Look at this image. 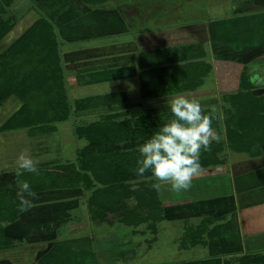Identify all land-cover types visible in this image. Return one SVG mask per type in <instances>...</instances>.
<instances>
[{"label": "crops", "instance_id": "crops-1", "mask_svg": "<svg viewBox=\"0 0 264 264\" xmlns=\"http://www.w3.org/2000/svg\"><path fill=\"white\" fill-rule=\"evenodd\" d=\"M7 1L5 3L0 1V4L4 3L5 12L19 16L12 28L1 39L14 34L15 41L43 13L54 24L58 35L64 40L63 44L66 47L62 44L61 48L68 49L65 51L66 60L63 68L70 102L95 94L90 92L72 98L68 92L69 88L74 91L80 85H102L105 81L121 82V79L128 80L131 83L130 87L137 86L140 92L138 97L141 98L144 94L142 73L144 68L152 63L149 59L153 51V48L143 51L142 41L153 38L155 42L161 44L163 40H166L165 36L169 37L170 33H176L178 36L179 31L189 26L190 29L201 27L204 39L202 36L196 39L197 42L194 38L188 43L204 44L211 54L212 82L209 84L211 88L208 87L206 90L210 92L214 90L215 96L236 93L241 87L244 69L250 81L256 84L257 91L264 89V0H240L242 2L238 11L219 17L209 16V13L200 14L202 10L199 12L195 9L194 19H190L191 22L183 25L175 24L174 27L170 25L173 28L165 23L168 20L165 18L167 12H163L164 17L161 13L167 5V3L164 4V0H146L144 14L140 11V3L137 0L96 2L13 0L11 3ZM238 4L239 1H237ZM152 6L157 7V10H154ZM26 9L28 10L25 14ZM105 12V17L110 21L114 18L112 22L120 23L121 20L126 30L105 33L102 30L105 29L106 24L105 17L104 19L102 17ZM202 16L204 17L202 21L195 20ZM26 19L31 20L32 24H28ZM189 28L188 30L193 33L194 29ZM125 32H132L130 38L125 36V39L119 38L109 43L102 39L103 42L92 44L94 39L110 35L118 36ZM128 43L131 47L126 49ZM106 46L114 47L117 51L101 56L99 52ZM8 47L9 45L5 46L0 53ZM76 51L84 52V54L74 57L68 55L69 52L76 53ZM145 54L151 57L144 60ZM115 91L123 92L128 97L127 90L118 88ZM107 92L109 91L104 93ZM19 102L17 108H19ZM75 118L77 114L73 113L68 119L55 123V129L49 132L34 133L35 131L32 130L30 133L27 128L0 131V183L15 190L20 202L18 191L22 182L27 181L32 192L35 193L34 197L29 198L32 206L23 207L17 218L8 221L3 227L5 235L11 238V243L16 246L0 250V264H12L13 255L18 256L20 262L26 264L22 260L21 253L22 248L27 246H29L28 254L33 260L31 264L33 262L34 264H127L128 261L138 260L149 263L147 261H150V256L164 259V262L167 261L165 263L170 262L168 258L170 249L166 247L169 244V225H102L103 219L93 218L89 206L90 190H85L82 185L42 186L40 180L37 181L38 174L18 169L16 159L22 151L27 150L34 160L39 161L37 165L39 174L43 173L48 182L55 180L52 177V170L55 167L65 168L63 165L68 166L76 161L77 150L86 142L76 135ZM67 120L73 123L70 127V133L72 131L70 141L74 143H71L70 156L66 154L69 147H66L65 141L61 139L62 133L58 127V123ZM238 163L242 164H237L242 169L235 172L237 175H234L230 167L226 171H217V174L214 173L211 177L207 175L208 177H199L194 181L199 186L204 182L212 183L216 190H210L209 194L207 192L199 194L196 191V197L192 196L193 212L202 214L204 212L202 210L205 209H202L201 204L204 203V198L209 197L213 199L212 204L215 206L212 208L220 212L219 215L222 216L221 219L209 223L206 244L201 246L202 249L198 252L201 258L206 256L222 258L226 255L264 249V152L251 156L247 160H239ZM208 171L214 172L215 169L211 168ZM261 194L262 196H259ZM178 197H176L177 201H179ZM81 210L86 214L82 215ZM205 211L209 213L208 209ZM87 218L88 225L85 222ZM170 226L175 227V225ZM176 226L179 231H183L184 225ZM162 231L166 235H162ZM125 235L128 236L125 238ZM179 254L184 256V253H178L177 257ZM182 259L184 258L179 260Z\"/></svg>", "mask_w": 264, "mask_h": 264}, {"label": "rangeland", "instance_id": "rangeland-1", "mask_svg": "<svg viewBox=\"0 0 264 264\" xmlns=\"http://www.w3.org/2000/svg\"><path fill=\"white\" fill-rule=\"evenodd\" d=\"M145 1L146 0H137V2L140 3V4L138 3L140 5L139 8L143 14L145 12L144 9ZM237 1H239L238 5H237ZM242 1L240 0H164V4L167 3V5H166V9H164L161 13L162 16L164 17L163 12L164 11L167 12L165 18H168V20L165 23H168V26L172 25L174 27L175 24L183 25L184 23L191 22L190 19H194L193 15L195 14V12L196 11L200 12V10H202L200 14L209 13V16L212 17H219L230 13H234L235 11L239 10ZM245 4L246 3L244 2V5ZM152 7H154V10H157V7L155 6ZM26 8H28L27 5ZM31 8L34 7L31 6ZM27 10L28 9H26V11L24 12L25 14ZM37 12L39 13V11ZM103 15L104 16L102 17L104 19V17L106 16V12ZM203 18L204 17L202 16L195 18V20L202 21ZM112 19L114 20V18ZM112 19L110 21L107 17H105L106 20V24L104 26L105 29H102L103 31H105V33H115L126 30V27L124 23L121 22V20L120 23L118 22L114 23L112 22ZM26 22H29L28 24H32V21L29 19L28 20L26 19ZM172 26H170V28H173ZM189 27L179 31L178 36L176 33L175 34L170 33L169 37L165 36L166 40H163V43L161 44L155 42V39L153 38L142 41L143 51L145 49H147V51L152 50V48L153 51L151 53L152 57L148 54H145L144 60H148L151 57L149 60H152V63L149 64V67L146 66L142 73V85H143L142 88L144 94L141 95L142 96L141 98L138 97L140 95V92L138 91L137 86L132 85V87H130L131 83L128 82V80H123V79H121V82H118V80L105 81L102 83V85H98V84L96 85L90 84L89 86L80 85L74 91L72 88L68 89V92L70 93V96L72 98L83 96L86 93H90V92H93L94 94L97 93L102 94L106 91L117 92L115 90H118V88L122 90H127L129 92V94L127 93L128 97L124 95L123 92L116 93L117 95L113 100L114 102L105 104L103 106L84 108L82 111L83 114H80L82 112L79 111L74 112L77 114V118L74 119V121L77 122V125L85 124L86 122L96 121L98 119H102V122L105 123L111 122L114 121L116 118H118L117 116H119V118L120 117L123 118L125 116L124 111L128 114V116L124 118L136 117V116L139 117V115L148 114V113L154 114L157 112H170L168 107L169 101L179 95H184L190 99L191 98L197 99L200 102L202 108L204 109L205 114L212 115L213 113L212 116L214 118L212 122V127L215 133L218 135L219 139L212 141L209 150L207 151L201 150L200 154L202 155L204 160L200 163L201 164L206 163V166H202V171L200 172V174L197 177L193 178L192 187L190 188V190L176 193L171 190L170 185L167 184L161 185L159 191L155 190L157 195L159 196L158 199L160 200L161 205L159 207H157L158 204L153 205V207L150 208H148L145 205L142 206L140 209H143L144 211H148V212H146V215L144 216L143 220L142 217L141 218L135 217L134 224L132 218L130 220L128 219L129 214L126 216L124 220L121 218L120 212L123 211L122 209H120V211L114 209V211L111 210L109 212H106V215L104 214L105 217H103V222L102 223L100 222L102 225H113V224L114 225H169V229H168L169 244L166 247H169L170 249L169 251L170 255L168 257L170 262L165 263L167 261L164 262V259H156L154 258V256L153 257L150 256L149 257L150 261H147L149 263L140 262V260H138V261H128L127 264H157V263L160 264L189 263L190 264L194 261H197L199 264H217V262L213 261V259L217 256H212V257L206 256L204 258L199 257L198 252L201 251L199 249H202L201 246H203L206 241L207 225H201L200 229H198V226L202 220H207V222H209L208 218L212 217L216 221L218 219H221L222 216L219 215L220 212H217L216 209L212 208L214 206L212 204L213 199L212 198L209 199L208 196H205L208 198H204L203 200L204 203L201 204V207L202 209L205 210L208 209L209 213H212L214 215L212 214L209 215V213L206 212L205 210H202L204 211L202 214H200L201 212L194 213L192 210V206L194 203L192 200L193 199L192 196L196 197L195 196L196 191L199 194H203L205 192L208 193L210 190H216V187H214V184L212 183L208 184L205 182L202 185H200L201 186L200 187L198 183L196 182L195 184L194 181L196 178L204 177L207 175L211 177L214 173L217 174V171H222V170L226 171L228 170L227 168L230 167L234 171V175H237V173L235 172L237 170L240 171V169H242L240 168L241 166H238L237 164L239 165L243 164V162L242 164L238 163L239 160L240 161L247 160L249 157L254 156V154L264 149V135H260L253 128H251L256 124L257 121L256 117H254L255 121H252L253 122L252 125L250 126L247 125L249 119L248 116H250V112L247 111L248 108L246 106V104H249L251 102L257 103L256 97L258 96H262L264 98V89L258 92L255 83L250 81L248 82L245 81L243 83V89L237 94L236 93L231 94L230 97L229 96L224 97L222 95L219 96V94L215 96L213 95V93L215 92L214 90L212 92L206 90L208 87L211 88L209 84H211L212 82L210 78V69L212 67L211 54L210 51H207V47L204 44L202 45L198 43H188V41L190 42L194 38H195L194 39L195 42H197L196 39L202 37L204 34L203 31L201 30V27L193 28L196 31H194L191 28L193 30V33L188 30ZM131 34L132 32H125L119 34L118 36L110 35L101 39H94L92 41L93 42L92 44L96 45L99 42L101 43L103 42L102 39H104V41H107L109 43V41L116 40L119 38L125 39V36L126 38H130ZM14 39H15L14 34L8 35L7 37L0 39V51L3 50L5 46L7 45L10 46L12 41H14ZM151 40L153 42L150 43ZM182 42L183 44H181ZM75 45H80V43H75ZM122 45H124V43ZM63 47H66V45L63 44ZM129 47L131 46L128 43V45L125 48L128 49ZM66 50L68 49L60 48V56L62 58V61L66 60V54H65ZM113 51H117V49H114V47L111 46L110 47L106 46L104 47V50L102 49V51L99 53H101L100 54L101 56L102 54L103 56H105L108 53L111 54ZM79 54L80 56H82L84 52L76 51V53L75 52L68 53V55H72V57L78 56ZM169 67L171 69L168 72L167 69ZM154 85H156V88L154 87ZM144 86L145 87L149 86V87L147 89L146 88L144 89ZM151 86L154 88L155 91H157L158 88L160 87L161 88L163 87L164 89L167 87H171L172 92H166L164 95H155L154 92L153 93L150 92L153 90L150 88ZM19 101L22 103L19 97H17L16 95L13 96L11 95V97L6 99L3 103H0V124L4 119L9 118L16 111ZM20 102L19 104L21 105ZM256 105L258 107L256 109V113L258 114L257 112L258 110L261 112V114L264 115V100L263 99L258 100V103ZM213 109H215V112H213ZM108 114H110L109 119L106 118ZM230 123H234L236 125V130L238 131L240 136L243 135L247 138L246 139L247 142L244 144V146L247 145L249 146L248 147L243 146V148H245L244 150L238 149L241 148L240 144H237V146L233 148L231 139L234 140V138L231 136L230 139V135L228 132V125ZM241 123H244L245 126ZM58 124H59L58 127L62 133L60 137L61 139L63 138V141H65V146L69 147L66 150V154L70 156L71 143L72 144L74 143V141L72 142L70 141V135L72 133V131L70 133V127L71 125H73V123L67 120ZM236 137L237 136H235V138ZM80 139L83 140V138ZM215 154L217 157H215ZM215 159L219 161L217 162ZM209 162H213V164L207 166V163ZM232 165H234V167ZM209 168L210 169L213 168L215 169V171L209 172L208 171L210 170ZM151 178L155 181L154 183L157 182L155 178L152 177V175H144L140 178L132 179L131 182L140 183L143 181H148ZM38 179L42 181L45 178L37 177V180ZM208 180L209 182H211L210 178H208ZM152 184L153 181L147 182V186L150 185L152 187ZM139 186H140L139 184L133 185L131 189L137 190L139 188L140 194L142 193L144 195L145 194L144 189H140L141 186L140 187ZM118 192L119 190L115 189V191H113L111 196L115 197L116 194H118ZM90 194L91 191L89 195ZM140 194L133 193V195L131 194V196L128 197H122V195L121 194L120 195L122 197L121 200L124 201V203H127L128 205L130 204L132 206H138L137 203L139 202L138 197ZM259 196H262V194ZM176 197L179 198V201H177ZM146 200L150 205V199L148 198ZM144 211L141 212L140 210V213L145 214ZM73 212H75V210ZM81 213L82 215L86 214L85 211L82 212V210ZM83 217L85 218V216ZM97 220H95V222ZM85 222H87L86 225H88L89 223L88 218L85 220ZM170 225H175V227ZM176 225H180V226L184 225V229H183L184 233L181 230L179 231ZM177 231L178 233H176ZM162 235H166L165 232L162 231ZM127 236L128 235H125V238ZM24 246H26V244ZM28 250H29V246L22 248V253H21L23 255L22 260L26 264L27 263L31 264L33 260L32 257L29 256ZM173 251H178V252L174 253ZM178 253H182V254L184 253V256H180L179 254V257H177ZM195 253L197 254L195 255ZM9 256L11 259L12 253ZM261 257L264 258V249L249 251L242 254L226 255L222 257L223 259L221 258V263L222 264H264V259L261 260L260 259ZM180 258H184V259L179 260ZM19 259L20 258L18 256L13 255L12 264H21L22 262H20ZM193 259H197V260H193Z\"/></svg>", "mask_w": 264, "mask_h": 264}, {"label": "trees", "instance_id": "trees-1", "mask_svg": "<svg viewBox=\"0 0 264 264\" xmlns=\"http://www.w3.org/2000/svg\"><path fill=\"white\" fill-rule=\"evenodd\" d=\"M0 1L6 2V0ZM7 2L11 3L13 0ZM4 3L0 4V39L12 28L19 16L10 12L6 13L5 8L3 9ZM63 43L64 40L58 35L54 24L41 13V16L21 36L0 53V103H3L11 95L18 96L22 101L20 107L1 124L0 131L12 128H27L30 133L32 130L35 131L34 133L53 131L56 127L55 123L68 119L75 111L114 102L118 91L95 94L70 102L65 85L64 61L60 56V48ZM170 69L169 67L167 71L169 72ZM245 81L248 82L250 79L244 69L241 87L236 94L243 89ZM148 87L144 86V89ZM154 87L156 88V85ZM150 88L153 89L150 92H154L155 95L172 92L171 87L165 89L160 87L157 91L152 86ZM230 95L223 94L224 97H230ZM256 98L257 103L258 100H264L262 96ZM257 103L246 104L247 111L250 112L247 125H252V121H255L254 117H256V124L251 128L260 135H264V115L258 110V114L256 113ZM109 115H107V119L110 118ZM124 115V117L128 116L125 111ZM117 117L114 121L107 123L98 119L77 125L76 135L83 138L86 143L77 150L76 161L71 162L68 166L63 165L65 168L55 167L52 170V177L55 180L48 182L45 177L44 180L39 181L38 179L37 181L42 186L82 185L85 190L91 191L89 206L94 219L96 217L103 219L106 212L122 209L121 218L124 220L129 214L128 219L132 218L134 224L135 217H142L143 220L148 212L140 209L142 206L150 208L153 205L158 204L157 207L161 205L155 189L150 185L147 186V182H155L152 178L140 183L131 182L132 179L142 177L137 174L138 161L142 158L139 147L150 139L161 125L173 117L171 112L148 113L129 118ZM241 124L245 126L244 123ZM228 132L230 139L231 136L234 138V140L231 139L233 148L240 144L241 148L238 149L244 150L243 146L247 142V138L239 135L234 123L228 125ZM235 136L237 137L235 138ZM261 151L254 156L262 154L264 149ZM215 157H217L216 154ZM203 160L200 154V162ZM211 164L213 162L207 163V166ZM201 166H206V163ZM38 175L44 178L43 173ZM144 175L152 174L147 171ZM136 184L141 186L140 189H144L145 196L140 194L139 188L131 189ZM115 189H118L119 192L115 197H112ZM133 193L140 194L138 206L128 205L121 200L122 197L131 196ZM148 198L150 205L146 200ZM22 209L24 208L17 199L16 191L0 183V250L16 246L11 243V238L5 235L3 227L8 221L16 219ZM140 210L145 214H141ZM208 219L209 222L207 220L200 222L201 225H207L206 231L209 223L215 221L212 217ZM201 225L198 226V229ZM213 261L222 264L219 256L215 257ZM190 264L199 263L194 261Z\"/></svg>", "mask_w": 264, "mask_h": 264}, {"label": "clouds", "instance_id": "clouds-1", "mask_svg": "<svg viewBox=\"0 0 264 264\" xmlns=\"http://www.w3.org/2000/svg\"><path fill=\"white\" fill-rule=\"evenodd\" d=\"M168 107L173 118L139 147L142 158L137 174L143 176L150 171L157 181L152 184L155 190L167 184L173 192L180 193L190 190L193 178L202 171L201 150H209L219 137L212 127L213 116L205 114L197 99L179 95L169 101ZM38 163L27 150L16 159L18 169L34 174H39ZM18 196L24 208L32 206L29 198L35 193L27 181L19 185Z\"/></svg>", "mask_w": 264, "mask_h": 264}]
</instances>
